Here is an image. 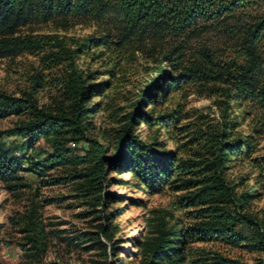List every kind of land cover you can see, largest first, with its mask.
<instances>
[{
  "label": "trees",
  "instance_id": "trees-1",
  "mask_svg": "<svg viewBox=\"0 0 264 264\" xmlns=\"http://www.w3.org/2000/svg\"><path fill=\"white\" fill-rule=\"evenodd\" d=\"M48 24L65 30L94 24L103 33L71 49L57 37L23 32ZM211 32L231 43L234 57L219 58L210 46L193 45ZM89 46L139 52L156 60L154 76L125 115L115 155L107 156L105 148L93 142L89 160L93 166L80 175L103 209L109 201L108 194H102L107 169L132 174L150 194L167 188L185 193L178 205L189 223L180 218L168 220L167 212L155 217L150 237L141 244V264H243L220 255L194 258L192 251L196 243L215 240L242 245L247 240L238 226L253 228L255 238L249 247L264 253V221L244 213L253 195L238 194V186L226 179L232 159L251 155L256 144L254 137L235 136L239 114L232 109L243 115H249L252 107L264 111V0H0V59L48 50L43 63L71 65L64 81L71 114H52L39 106L36 93L44 87L40 73L32 77L31 89L22 97L0 92V120L25 117L15 127L0 130V181L9 191L23 190L22 174L39 167L33 161L26 166L27 159L20 152L33 149L42 139L54 148L47 161L56 166L70 163L66 136L73 133L83 139L88 104L109 85L90 84L92 74L85 76L74 69L78 54ZM173 94L184 99L190 94L216 98L222 112L218 126L209 132L180 126V106L170 113H157L155 106ZM143 123L164 129L175 150L157 140L144 141L132 130V125ZM14 137L27 142L11 148L6 140ZM30 224L32 243L42 249L44 237L36 219ZM100 231L109 239L105 226Z\"/></svg>",
  "mask_w": 264,
  "mask_h": 264
},
{
  "label": "rangeland",
  "instance_id": "rangeland-1",
  "mask_svg": "<svg viewBox=\"0 0 264 264\" xmlns=\"http://www.w3.org/2000/svg\"><path fill=\"white\" fill-rule=\"evenodd\" d=\"M23 32L57 37L71 49L103 33L94 24L77 25L67 30L54 24L39 25ZM202 44L210 46L219 58L234 57L231 43L219 33L211 32L193 42L194 46ZM47 51L0 59V92L22 97L31 89L32 77L40 73L44 87L36 93L39 106L52 114L64 111L71 114L72 105L64 85L71 65L69 62L62 65L43 63ZM83 51L78 54L74 69L85 76L92 74L90 84L109 85L88 104L90 113L84 119L83 139L78 140L73 133L66 136L70 163L56 166L47 161L54 148L50 141L42 139L33 149L25 148L20 152L27 159L26 166L32 161L40 164L35 172L22 174L25 188L11 192L0 181V264H141L144 260L141 244L150 237V225L155 217L167 212L168 220L180 218L185 224L189 223L178 205L184 192L167 188L160 194H150L132 174L118 170L107 169L102 194L107 193L109 201L104 209L96 205L98 198L85 187L80 177L93 166L89 163L93 142L102 145L107 156L115 155L125 115L154 76L156 60L129 50L113 52L112 48L89 46ZM179 106L183 110L180 126L209 132L221 120L219 101L196 94L185 99L173 94L155 108L157 113L164 114ZM233 110L239 114L237 122L240 124L235 136L254 137L256 144L251 155L232 159L226 179L238 186V194L253 195L244 213L264 221V111L252 107L249 115H243L236 108ZM23 120L25 117L17 116L0 120V130L11 129ZM255 127L259 128L256 133ZM132 130L148 143L157 140L169 150L176 148L164 129L143 123L132 125ZM26 142L27 139L21 137L6 140L11 148L22 147ZM33 219L44 237V246L38 250L32 243L34 234L30 222ZM102 226L109 230V239L101 235ZM237 231L247 240L242 245L217 240L196 243L192 247L194 258L220 255L243 264L263 261L264 253L249 247V242L255 238L253 228L238 226Z\"/></svg>",
  "mask_w": 264,
  "mask_h": 264
}]
</instances>
